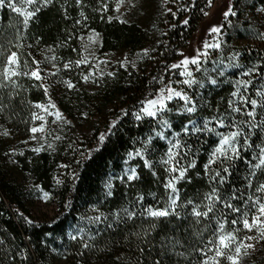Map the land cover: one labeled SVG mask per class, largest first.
I'll return each mask as SVG.
<instances>
[{"label":"trees","instance_id":"1","mask_svg":"<svg viewBox=\"0 0 264 264\" xmlns=\"http://www.w3.org/2000/svg\"><path fill=\"white\" fill-rule=\"evenodd\" d=\"M117 1L81 0L77 4L76 0H51L30 18L26 28L22 15L0 7V71L6 54L16 51L18 70L29 71L34 65L32 60L39 61L48 86L45 96L37 86L42 81L20 75L13 78L16 86L0 87V264H200L204 257L196 249L204 248L212 238L216 221L201 218L197 224L187 201L201 204L200 210H204V194L210 192V176L219 170L220 162L210 165L207 175L204 165L219 138L215 133H184L182 125L192 127L189 118L198 127L209 120V127L214 128V118L223 119L225 126L216 128L218 132L235 130L231 128L233 121L242 129L241 155L231 162L229 179L221 186L222 195H230L236 189L246 199L255 196V186L264 183L262 166L254 169V186L246 187V178L253 171L249 164L257 162V146H264V104L257 99L254 86L238 83L244 70L253 65L257 68L255 74L264 75V46L257 45L249 54L244 50L240 66H216L212 75L217 81L215 85L210 80L197 83L190 90L196 105L194 113L177 112L184 102L174 101L169 105L172 111L163 116L170 127L162 128L147 117L137 122L131 112L141 99L150 97L167 82L168 66L179 58V51L203 20L208 5L207 0H195L177 16L168 15L165 21L155 19L148 27L132 17L114 13ZM14 2L27 11L35 7L26 6V0ZM258 2L264 4V0ZM105 5L107 11L101 10ZM76 20H81V24H75ZM144 49L149 50L147 56L142 53ZM106 54H116L119 60L98 69L97 58ZM81 57L87 63L64 68V63ZM123 57L130 62L124 68L118 63ZM53 72L55 76L50 75ZM89 72L92 76L85 81L83 77ZM108 72L113 76L109 77ZM65 81H70L74 88L68 89ZM237 88L240 91L232 96ZM240 95L245 97L244 101L239 100ZM49 98L68 123H53L54 116L35 107L47 106ZM251 99L258 104L254 117L249 118L246 113L251 110ZM232 108H240L241 112H233ZM124 111L129 114L123 115ZM33 112L44 119L33 120ZM113 121L116 127L100 143L99 136L108 131ZM253 124L256 126L252 127ZM33 127L38 131L31 132ZM153 129L169 139L157 137ZM172 133L179 135L172 137ZM150 135L146 158L154 162L151 170L144 168L138 157L129 159L127 155L143 148L142 142ZM56 136L59 139L53 138ZM244 138L249 141L247 146L242 144ZM176 139L182 142L177 152L189 153L179 160L180 164L186 166L195 161V166L175 182L179 207L174 213L179 218L176 214L153 218L144 214L143 209L167 205L171 190L164 187L169 178L165 167L171 165L161 161L166 159L164 153L169 143ZM37 147L41 151H33ZM130 168L137 171L132 181L125 174ZM109 183L111 196L107 195ZM43 192L49 194L47 200L43 199ZM39 202L45 206L52 203L51 214L42 211ZM124 208L134 212L132 219L121 211ZM100 214L101 222L89 221ZM215 215L219 217L220 212ZM235 218L237 214H231L225 232L234 227L243 229L242 224H231ZM245 264H264V259L250 256Z\"/></svg>","mask_w":264,"mask_h":264},{"label":"snow or ice","instance_id":"2","mask_svg":"<svg viewBox=\"0 0 264 264\" xmlns=\"http://www.w3.org/2000/svg\"><path fill=\"white\" fill-rule=\"evenodd\" d=\"M51 0H26L27 5H34V10L27 11L21 7H18L14 0H0V7H7L14 13H19L24 17V26L25 28L28 26L30 18L34 17L38 12H40L42 7H46ZM81 0H76V3L79 4ZM167 0H165V3ZM211 3V0H209ZM103 11H107V6H103ZM208 15L207 12L204 13ZM81 15H83L81 13ZM175 15V13H172ZM225 17L229 15H236V13L232 10V8H228L226 11L223 12ZM111 19V17H109ZM188 21H184L187 23ZM75 24L80 25L81 20H76ZM210 33H219L220 28L216 26H212L209 29ZM98 35V34H94ZM264 36V33L261 34ZM90 41L94 43L92 37H89ZM219 42L209 44L207 42L204 43V48H219ZM76 51V49H73ZM143 55L147 56L149 54L148 49L142 50ZM94 55V54H93ZM182 57L179 63L172 64L170 67L173 69H180L179 75L185 77V79L177 80L176 83L187 85L191 87L192 85L196 84L197 81L193 77V72L189 69V65H196L197 70H199V57L200 55H207V53H197L196 56L189 57L184 53H179ZM238 55V54H237ZM87 63V59L81 57L77 59L75 62L68 61L64 63L65 69H70L75 66L79 67V65ZM120 67H126L130 62L125 58L124 60L118 61ZM132 65L135 66V62L131 61ZM32 64L36 65L35 68L30 69L29 71L21 73L18 70L19 60H18V53L16 51H9L6 54V59L3 64L2 71H0V87H7L9 84L16 86V80L13 79L14 77H18L20 75H25L33 78L35 81H43V76L41 75V70L39 68V61L32 60ZM233 66L231 64L225 65V67ZM55 67V65H53ZM257 71L255 65L248 68L247 71L243 73L244 76H248L251 73ZM221 76L224 74L223 71L219 73ZM50 75L55 76L56 73H50ZM102 75V73H101ZM107 75L109 77L113 76L112 72H108ZM92 76V72H89L88 75H85L83 79L88 81L89 78ZM155 79V78H154ZM164 80V77L160 78ZM68 89H73L74 85L70 81L64 82ZM210 83L215 85L217 81L215 79H211ZM239 84L244 85L247 87V84L251 83V81H244L241 80L238 82ZM39 88L44 90L45 96H48V86H46L43 82L37 85ZM202 86V85H201ZM240 89L237 88L231 95L236 96L237 92ZM258 96L264 97V92H257ZM174 98H178L180 101H184V104L181 105L176 109L177 112H184V113H194L196 111V105L192 101V97H190L186 91L183 89L177 90L172 86V81H168L164 84L163 87L156 89V91L150 96H146L138 102V106L134 111L131 112L132 117L135 121L140 122L145 117L152 118L155 120L162 128L170 127L169 120L163 118L165 112H171L172 109L169 108L168 102L173 101ZM240 101H244L245 97L243 95L239 96ZM251 110L247 111V117L251 118L255 115V109L257 107L258 101L256 99H251ZM233 102L230 100L229 104ZM36 108H40L43 111L47 112L48 115L54 116L56 120L53 121H61L63 123H68L64 120L61 112L59 110L49 111V109H56L55 104L52 102L51 98L48 100L47 106L42 104H36ZM233 112L239 113L241 112L240 108H232ZM129 113L127 111L123 112V115L127 116ZM33 120L37 119H44L43 116H38L35 112L32 113ZM119 119V118H117ZM216 121V127H209L211 121L204 120L203 126L198 127L190 118L188 120V124H191L192 127L189 128L187 125H182L181 131L186 134L190 133H199V132H206V133H215L216 136L219 138L218 143L214 146L213 150L209 153L208 162L204 165L205 174L207 175L209 172V166L213 165L216 161L220 162L219 170L212 172L210 179L212 180V184L210 186V192L204 194V200L207 203L203 204V211L201 209V204H194L191 200L187 201L188 205H191V212L190 215L196 218V223L199 224L201 222V218H205L209 221L215 220L216 224L213 229L212 238H210L205 245L204 248H197L196 250L199 251L202 256L204 257L200 264H222V259L227 260L228 264H240V258L242 255H247V250L252 249L254 247L253 243H245V241H254V237L251 235H245L242 239L238 238L237 233L239 232V228H233L232 231L225 232V224L228 219L231 217V214H237V218L231 219V224L233 226L242 224L243 229L247 230L248 232H252L253 229L259 234V239L264 240V183H260L258 186H255V192L261 195H250L246 199L243 198V192H237L236 189H232L230 195H222L221 194V186L226 184V181L229 179L228 174L231 171L232 163L236 158L240 157L241 152L239 150L241 146V131L242 129L239 128L236 123L233 121L231 124V128L235 130H230L228 132H218L216 128H223L225 126V121L223 119L214 118ZM255 127L256 125H251ZM116 127V122L113 121L112 124L109 125V129L107 132L101 133L98 140L100 143H103L105 137L111 133V131ZM43 129V125H41V130ZM31 132L35 133L38 131L36 127L30 129ZM155 135L161 139H169L166 137L163 132L157 131L153 129ZM7 134V133H5ZM179 133H172V137L178 136ZM245 137L247 133H244ZM35 138V137H33ZM54 139H59L58 136L53 137ZM152 140V136L150 135L147 140L143 141L144 144L143 148L135 149L134 151L128 152L129 159L133 157H138L141 161H143V167L146 169L151 170L153 166V161L146 158V153L148 151L147 145ZM249 143L247 138L242 140V144L247 146ZM42 147V146H41ZM41 147L34 148L33 151L39 152L41 151ZM48 147L51 148L52 145L48 144ZM182 147V142L179 139H176L174 143H169L167 151L164 153L166 159H162L161 163L164 165H171V167H165V171L169 173V178L167 182L164 184L165 189H169L170 194L168 197V202L166 207L164 208H153L149 206L147 209H143V213L147 216L153 218H160V217H168L169 215L176 214L179 218L178 213H174V209L179 207L177 200H178V193L175 186V182L179 181L180 179L185 177L188 168H192L195 166V161L188 163L186 166L180 164L179 160L181 158H187L189 153L183 152L182 154L177 152V149ZM259 148V155L257 158V162L255 164L250 163L249 168L253 169L250 171L249 177L246 178L247 184L246 187H252L253 180L251 177L256 175L254 169H259L264 166V146H257ZM127 162V161H126ZM130 173V174H129ZM178 173V174H175ZM126 176L128 181H132L137 176V171L135 168H130L126 170ZM154 176L156 173L153 171L152 173ZM175 174V175H174ZM61 181L57 180V183ZM39 188V185L35 186ZM109 189L107 195L111 196L112 192L110 191L112 185L109 183L106 185ZM49 194L47 192H43V199L47 200ZM142 199V197L138 198ZM138 202V201H137ZM242 205V206H238ZM222 205V207H221ZM254 209L255 211L251 213V219L249 220V212L250 210ZM124 212L128 219H132L134 212L129 211L127 208L121 209ZM216 211L220 212V216L217 217L215 215ZM103 214L97 215L95 217H90V222L99 223L102 221ZM23 219L27 223H31V220L28 217H23ZM103 219H107L104 217ZM107 227H112V224H108ZM82 231V229H81ZM72 239H76L75 236L71 237ZM209 245H211L209 247ZM208 253H213V255H209ZM159 264V262H157Z\"/></svg>","mask_w":264,"mask_h":264},{"label":"rangeland","instance_id":"3","mask_svg":"<svg viewBox=\"0 0 264 264\" xmlns=\"http://www.w3.org/2000/svg\"><path fill=\"white\" fill-rule=\"evenodd\" d=\"M194 1L195 0H167L165 3V0H118L114 4L113 11L118 16H123L125 18L132 17L141 25L151 27L155 19L165 21L168 15H172V13H175V15L172 16H177L180 10H187L190 8ZM207 5L208 15L204 16L203 20L197 25L198 27L196 31L187 40L186 45L179 51V53H184L189 57L196 56L197 53H207L206 56L200 55L199 57V70H197L196 65L190 64L188 66L193 72V77L197 83L204 80H211L213 78V72L216 70V66H221L226 69L240 66V59L244 50L249 54L252 48H256L257 45L260 47L264 46V36H261V34L264 33V4L259 3L258 0H211V3L207 0ZM230 7L236 15L225 17L223 12ZM212 26L219 27L220 32L210 33L209 29ZM205 42L209 44L219 42L220 47L205 49ZM117 56L118 55L116 54L99 56L96 61L97 68L101 69L105 64L119 60ZM178 57L179 58L175 62L168 66L169 79L167 82L169 80L172 81V86L174 88L177 90L183 89L190 96V90L193 89L197 83L191 87L176 83L177 80L182 81L185 79V77L179 75L180 71L183 69H173L170 67L172 64L179 63L182 57L179 54ZM123 59L125 58L123 57ZM52 64L54 65L53 60ZM229 64L233 66L225 67V65ZM35 67L36 65H33L32 68ZM247 70L248 69L244 70V72ZM240 79L251 81L249 84L255 87L256 94L257 92H264V75L255 74V72H253L248 76L242 74ZM42 82L45 84L44 81ZM257 99H259V101L261 100L264 104V97L257 96ZM174 101L180 100L174 98L173 101L168 102V106ZM52 102L55 104L53 100ZM55 106L56 109L51 110L60 111L56 104ZM255 195L261 194L255 193ZM38 205L42 211L49 214H51L52 209H54L52 203L51 205L45 206L43 203L39 202ZM254 211L255 210L253 209L252 212ZM251 213L249 214L250 219ZM245 235H251L255 238L254 241H245V243H253L254 247L247 250V255L241 256L240 264H245L248 257L254 255L264 259V240L259 239V234L255 229H253L252 232L242 229L237 233V236L240 239ZM222 264H228V261L222 259Z\"/></svg>","mask_w":264,"mask_h":264}]
</instances>
